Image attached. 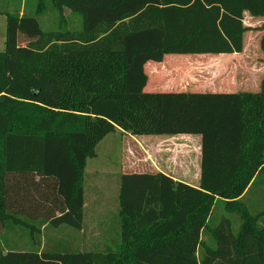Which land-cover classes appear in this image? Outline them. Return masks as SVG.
I'll return each instance as SVG.
<instances>
[{"label":"trees","instance_id":"trees-1","mask_svg":"<svg viewBox=\"0 0 264 264\" xmlns=\"http://www.w3.org/2000/svg\"><path fill=\"white\" fill-rule=\"evenodd\" d=\"M32 1L33 16L0 8V230L32 246L0 247V264H264V209L232 200L264 198V78L259 92L239 91L226 62L215 89L184 81L190 65L240 53L245 31L264 30L244 25L245 12L264 17V0ZM118 129L150 147L196 139L189 181L146 160L120 173L119 228L98 222L100 244L48 236L39 249L42 227L86 229L87 159ZM217 200L238 210L237 230L214 223Z\"/></svg>","mask_w":264,"mask_h":264},{"label":"rangeland","instance_id":"rangeland-1","mask_svg":"<svg viewBox=\"0 0 264 264\" xmlns=\"http://www.w3.org/2000/svg\"><path fill=\"white\" fill-rule=\"evenodd\" d=\"M0 8H8L10 11H18L20 14L24 15H35L32 0H10L7 4L0 2ZM65 12L67 13L66 10ZM52 19L51 13L42 14L39 18L41 28L45 29L51 25ZM7 32L6 16L0 14V51L5 49ZM21 36L22 35L16 36L19 43L22 41L24 42L25 36H22L23 39ZM214 64L215 63L207 62L201 66L196 65L197 67L190 65L184 75L185 84L189 86V89H193L192 84L200 88L207 84L208 87H206V89H209V72H211L210 69ZM199 82H203L201 86L197 85ZM127 136V133L120 131V129L108 134L96 146L97 156L87 159L88 174L86 195L88 202L86 205V229L79 232H72V229L67 226H63L60 229H47L46 227H42L40 231L42 236L40 240L42 244L39 246V249H43L44 242L47 241L48 236L53 238H65L68 240L74 238L72 243H74V247L77 249L88 248L90 247L88 244L91 242L97 244L98 237L103 231L98 222L106 228V231L109 230L110 227H112L111 229L119 228L118 195L120 173L145 170L144 165L141 163L145 162L148 156L151 158L153 156L152 154L157 151L161 154L160 156L158 154L154 161L156 162L157 160L160 164L164 161H174L175 159L171 157L177 156L178 153L180 154L184 151V155H187L188 151L192 150L193 152L195 148L199 147L197 140L191 137L164 138L160 144L150 147L145 141L139 140L135 142L133 138H128ZM147 137L148 136H146V138ZM162 152L169 153V155L164 158ZM183 162L185 163L184 160ZM172 171L174 172V170ZM258 184H262L260 180H258ZM262 187L263 186H260V188ZM259 194V190H247L242 196L232 200L235 203L241 202L245 204L247 208L249 206L252 211L257 212L264 209V198L258 197ZM224 203V201L217 200L212 215L214 223H219L220 220H229L235 230H237L240 226L238 210L236 209V212L228 211ZM94 229L96 230L93 231ZM204 240H209L208 234L204 235ZM0 247L6 251L11 248L28 249L32 246L25 232L16 231L11 233L1 229Z\"/></svg>","mask_w":264,"mask_h":264},{"label":"crops","instance_id":"crops-1","mask_svg":"<svg viewBox=\"0 0 264 264\" xmlns=\"http://www.w3.org/2000/svg\"><path fill=\"white\" fill-rule=\"evenodd\" d=\"M66 11L67 13L66 12L65 13L68 14L69 10H66ZM263 23H264V17H254V16H251L249 12L244 13V25L246 27L248 28L260 27L262 26ZM263 34H264V30L250 29V30L245 31L244 37H243L242 52L235 53L233 55H222L221 56L219 61L215 63L214 66H212L214 68L211 67L212 75L209 78L208 84L212 89L213 88L215 89L216 87L215 80H216V77L219 75L223 67V64L226 62H230L234 66L235 81H236L237 89L239 91H248V92H259L260 91L261 82L264 78V62H263L264 53L261 50V46H260V42H261V38ZM202 83L203 82H199V85L200 84L202 85ZM190 151L187 152V155ZM162 153H163L162 156L166 158L167 153L166 152L165 153L162 152ZM181 153L180 154L178 153V155L176 154L177 156L175 157H171L175 159L174 161H171V162L164 161L161 164H159L157 160L155 162L154 160L157 158L158 151L152 154L153 156L151 158H149L148 156L147 160L151 161L153 165H155V167H157L159 170H162V171L165 170L164 172L167 174H170L174 180L189 181V180L184 179L185 174H184V171L182 172V170L186 168L183 162V159L187 155H184V151ZM160 154L161 153H159V156ZM172 170H174V172ZM176 170L178 171L175 172ZM87 174L88 172H87V165H86V169H85L86 180H87ZM84 220H85V226H86V210L84 213ZM101 241H102L101 236H99L97 243L100 244ZM92 243L93 242H91V244ZM88 245H90V243Z\"/></svg>","mask_w":264,"mask_h":264}]
</instances>
